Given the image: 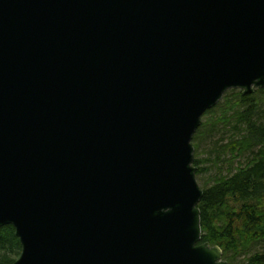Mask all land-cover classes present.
Instances as JSON below:
<instances>
[{
  "label": "water",
  "instance_id": "95a60500",
  "mask_svg": "<svg viewBox=\"0 0 264 264\" xmlns=\"http://www.w3.org/2000/svg\"><path fill=\"white\" fill-rule=\"evenodd\" d=\"M264 88V0H0V228L12 264H228L191 140Z\"/></svg>",
  "mask_w": 264,
  "mask_h": 264
},
{
  "label": "trees",
  "instance_id": "16d2710c",
  "mask_svg": "<svg viewBox=\"0 0 264 264\" xmlns=\"http://www.w3.org/2000/svg\"><path fill=\"white\" fill-rule=\"evenodd\" d=\"M221 114L212 120V113ZM213 122V123H212ZM219 125L223 133L235 134L229 142L214 147L216 165L221 157L240 158L248 155L246 164L236 169L229 164L227 175L217 177L204 187L197 208L200 213L201 240L217 246L222 260L228 264H264V88L252 95L234 90L224 94L218 104L201 117L200 125L191 140L194 148L192 165L200 171L198 159L200 141L213 135ZM21 246L11 226L0 228V264H12Z\"/></svg>",
  "mask_w": 264,
  "mask_h": 264
},
{
  "label": "rangeland",
  "instance_id": "374dc122",
  "mask_svg": "<svg viewBox=\"0 0 264 264\" xmlns=\"http://www.w3.org/2000/svg\"><path fill=\"white\" fill-rule=\"evenodd\" d=\"M231 91L232 90L227 91L226 94L231 93ZM234 91L239 92V90ZM220 114L221 110L216 109L210 116L212 120H216ZM218 128V131L216 130L212 136L207 138L204 137L200 141V150L198 151L197 157L199 160H202L200 165L201 171L197 176H195L200 189H203L208 185H212L214 179L219 176L225 177L230 163L231 166L236 169L240 165L244 166L246 164V159L248 158V155H245L240 158L235 157L232 159V157L227 154L226 156L221 157V159L225 160V162L216 165V153L212 152V149L214 147H220L227 144L229 140L235 136V134L231 131L229 133H223V129L220 125ZM242 260L243 258L241 257L236 264H240Z\"/></svg>",
  "mask_w": 264,
  "mask_h": 264
}]
</instances>
